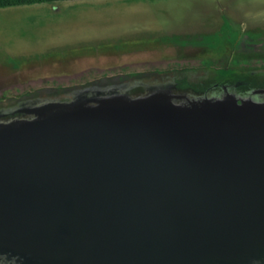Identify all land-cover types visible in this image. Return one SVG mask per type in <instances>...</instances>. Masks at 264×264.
Returning a JSON list of instances; mask_svg holds the SVG:
<instances>
[{
    "label": "water",
    "instance_id": "water-1",
    "mask_svg": "<svg viewBox=\"0 0 264 264\" xmlns=\"http://www.w3.org/2000/svg\"><path fill=\"white\" fill-rule=\"evenodd\" d=\"M0 264H264V103L150 95L0 122Z\"/></svg>",
    "mask_w": 264,
    "mask_h": 264
},
{
    "label": "rangeland",
    "instance_id": "rangeland-1",
    "mask_svg": "<svg viewBox=\"0 0 264 264\" xmlns=\"http://www.w3.org/2000/svg\"><path fill=\"white\" fill-rule=\"evenodd\" d=\"M150 95L264 103V0L0 7V122Z\"/></svg>",
    "mask_w": 264,
    "mask_h": 264
},
{
    "label": "trees",
    "instance_id": "trees-1",
    "mask_svg": "<svg viewBox=\"0 0 264 264\" xmlns=\"http://www.w3.org/2000/svg\"><path fill=\"white\" fill-rule=\"evenodd\" d=\"M52 1H62V0H2L0 1V7L9 6V5H19V4L52 2Z\"/></svg>",
    "mask_w": 264,
    "mask_h": 264
}]
</instances>
